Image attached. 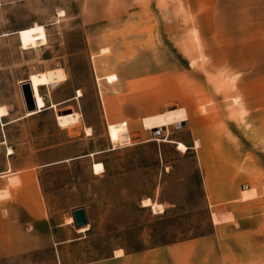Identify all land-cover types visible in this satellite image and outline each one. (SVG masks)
I'll return each mask as SVG.
<instances>
[{
    "label": "rangeland",
    "instance_id": "1",
    "mask_svg": "<svg viewBox=\"0 0 264 264\" xmlns=\"http://www.w3.org/2000/svg\"><path fill=\"white\" fill-rule=\"evenodd\" d=\"M201 1L122 0L113 17L120 0H0V107L9 113L0 117V171L28 170L25 182H5L12 186L40 183L63 242L22 251L19 215L0 207V264H85L204 237L213 231L209 183H264L243 136L248 105H264V75L253 74L260 61L239 58L237 34L219 51L238 58L210 59L211 29L198 27L210 5ZM36 24L47 42L23 49L17 32ZM49 71L63 77L40 89L47 109L27 117L20 83ZM76 116L70 129L65 118ZM122 122L131 142L113 144L108 125ZM9 196L0 192V202ZM147 199L164 213L143 207ZM80 207L84 234L67 224Z\"/></svg>",
    "mask_w": 264,
    "mask_h": 264
},
{
    "label": "crops",
    "instance_id": "2",
    "mask_svg": "<svg viewBox=\"0 0 264 264\" xmlns=\"http://www.w3.org/2000/svg\"><path fill=\"white\" fill-rule=\"evenodd\" d=\"M120 1L122 7L118 9L119 4H117L110 11L113 17L123 15V3L122 0ZM201 2L210 5L203 11L210 14V20L208 23L198 24V27L211 29L210 59L238 58L232 55L229 48L219 51V45L229 44L232 36L241 35L244 37L243 55L239 58L260 61L258 71L253 74L264 75V65L261 63L264 61V0ZM125 8V11L132 12L136 7ZM103 13L102 10L99 15ZM248 75L252 73L249 72ZM248 107L250 109L248 113L245 109L247 115L243 121L244 141L249 147L246 153L254 159L251 163L252 169L264 174V105L259 108L251 107L249 104ZM111 125L116 124H109L108 131ZM129 133L131 134L130 130ZM200 147L195 145V149ZM27 171L20 170L15 173L10 170L0 171V192L8 190L10 195L8 199L0 202V207L8 213V218L12 213L19 215L17 224L25 230L29 240L23 244L24 252L45 250L63 243L55 242L57 227L51 225L40 183H19L16 186L5 183L12 176H19L25 182L26 178L31 176ZM262 184L248 183L245 186L244 183H225L221 180H217V183H209L213 224L210 235L156 249L135 253L124 252L120 257L114 252L109 258L85 264H264V185ZM244 186L247 188L244 189ZM224 218L225 220H222Z\"/></svg>",
    "mask_w": 264,
    "mask_h": 264
},
{
    "label": "bare ground",
    "instance_id": "3",
    "mask_svg": "<svg viewBox=\"0 0 264 264\" xmlns=\"http://www.w3.org/2000/svg\"><path fill=\"white\" fill-rule=\"evenodd\" d=\"M20 43L23 49H33L35 47H40L42 45H45L47 42V32L46 28L42 25H33L29 28L19 30L17 32ZM195 64V61L194 63ZM63 77L62 71H49V72H43L38 74H32L30 76V81L32 83V88L34 92V99L37 102L38 105V111L36 112H27V117H32L35 115H38L39 113L45 111L47 109L45 100L43 96L40 93V89L42 87H48L56 81L59 78ZM107 80L112 83L113 81L117 80V76H109L107 77ZM81 91H79L78 97H82ZM234 104L236 106L240 105V102L237 98L233 100ZM54 107L52 105L50 108ZM242 114L246 112L245 108L241 107ZM9 113L3 108L0 107V117H6ZM65 125H67L70 129H73L75 126H77L80 121L79 117H67L65 118ZM88 130V129H87ZM157 130V129H156ZM155 131V130H153ZM89 135H91L90 129L87 131ZM109 136L112 141V143H119V144H128L131 142V134L129 133V130L127 128L126 123L111 125L109 127ZM136 137V136H135ZM174 142V141H172ZM177 144L178 150H180L183 153H186L189 148L182 142H175ZM200 146V143H197V147ZM13 151L10 150L9 155H12ZM96 154H92L91 157H94ZM104 165L101 163H95L94 164V174L98 175L100 173L104 172ZM18 183H20L19 180H17ZM2 196V195H1ZM143 207H149L153 210L155 214H162L164 213V208L162 205L152 202L150 199H147L143 202ZM68 225H74V219L70 217L67 221ZM90 230L89 225L78 229L77 233L84 234L87 233ZM124 254V251L122 249L118 250L116 252V256L120 257Z\"/></svg>",
    "mask_w": 264,
    "mask_h": 264
},
{
    "label": "water",
    "instance_id": "4",
    "mask_svg": "<svg viewBox=\"0 0 264 264\" xmlns=\"http://www.w3.org/2000/svg\"><path fill=\"white\" fill-rule=\"evenodd\" d=\"M21 90L26 106L27 112H36L38 111V105L34 99V92L32 88V83L30 79L25 80L21 83ZM247 187H244V189ZM73 219L75 228L81 229L89 225L88 215L84 207L77 208L73 211Z\"/></svg>",
    "mask_w": 264,
    "mask_h": 264
}]
</instances>
